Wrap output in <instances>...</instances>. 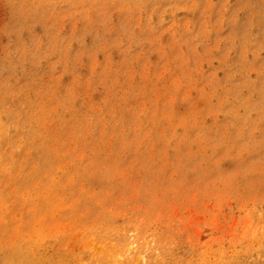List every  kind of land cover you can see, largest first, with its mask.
<instances>
[{
    "label": "rangeland",
    "instance_id": "1",
    "mask_svg": "<svg viewBox=\"0 0 264 264\" xmlns=\"http://www.w3.org/2000/svg\"><path fill=\"white\" fill-rule=\"evenodd\" d=\"M0 264H264V0H0Z\"/></svg>",
    "mask_w": 264,
    "mask_h": 264
}]
</instances>
